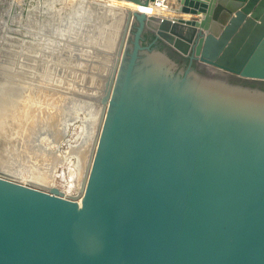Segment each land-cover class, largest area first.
<instances>
[{"label": "water", "instance_id": "95a60500", "mask_svg": "<svg viewBox=\"0 0 264 264\" xmlns=\"http://www.w3.org/2000/svg\"><path fill=\"white\" fill-rule=\"evenodd\" d=\"M174 6L127 11L78 192L0 176V264H264V0Z\"/></svg>", "mask_w": 264, "mask_h": 264}, {"label": "rangeland", "instance_id": "374dc122", "mask_svg": "<svg viewBox=\"0 0 264 264\" xmlns=\"http://www.w3.org/2000/svg\"><path fill=\"white\" fill-rule=\"evenodd\" d=\"M110 3L109 0H0V176L37 189H49L48 185L54 181L51 188L72 195L78 192L82 175L77 168L80 169L85 157L77 154L84 145L78 143L89 133L95 121V107L101 104L100 97L105 92H101L107 82V75L103 74L111 67L108 58L114 57L112 52L118 46V38L112 37V31L116 32L114 17L122 8L128 9L119 3L110 9ZM116 74L117 70L108 100ZM99 120L97 140L102 129ZM68 124L67 141L56 147L63 157L71 154L70 159L56 165L50 177L47 160H40L38 154L54 153L55 145L49 146L44 139L52 140L54 132L62 134ZM68 144L79 149L69 150ZM9 170L21 172L23 177L14 178Z\"/></svg>", "mask_w": 264, "mask_h": 264}, {"label": "bare ground", "instance_id": "6f19581e", "mask_svg": "<svg viewBox=\"0 0 264 264\" xmlns=\"http://www.w3.org/2000/svg\"><path fill=\"white\" fill-rule=\"evenodd\" d=\"M71 1H73V0H71ZM86 1V0H85ZM111 3L109 4L110 6H109V8L111 9V7L112 6H114V5H116L117 3H119V4H121V5H123V6H125V9L126 8H128V9H126V10H124L122 7H119V8H122V10H121V12L120 13H118V15H116L115 17H114V21H115V24H116V32H114V31H112V37L114 38L113 40H115V37L113 36V35H115L117 38H118V44H119V41H120V37H121V34H122V32H123V28H124V25H125V19L127 18V11L129 10V8L131 9V11L133 10H135V11H138V12H140V13H144L146 16H153V15H156L157 13L159 14V13H161V14H165L169 9H168V7H164V6H161V4H160V1L159 0H156V2H155V4H150V5H148V6H136V5H134V4H132V3H129V2H124V1H118V0H109ZM161 3H166V0H161ZM158 4H160V5H158ZM80 6V5H79ZM108 6V5H107ZM115 8V7H114ZM77 9V8H76ZM119 12V11H118ZM79 13V12H78ZM110 13V12H109ZM46 14V13H45ZM110 14H112V13H110ZM181 15V14H180ZM74 16V15H73ZM185 16V15H184ZM176 17V16H175ZM182 17H183V15H182ZM109 18V17H108ZM74 19H75V17H74ZM76 23V22H75ZM38 24V23H37ZM68 24V23H67ZM113 24V23H112ZM66 26V25H65ZM77 26V25H76ZM115 26V25H114ZM57 27V26H56ZM68 27V26H67ZM70 28V27H69ZM110 28V27H109ZM10 29V28H9ZM79 29V28H78ZM72 30V29H71ZM114 30V29H113ZM52 31V30H51ZM75 31V30H74ZM66 32V31H65ZM73 32V31H72ZM115 34H114V33ZM65 35V34H64ZM36 38V37H35ZM69 38V37H68ZM111 38V37H110ZM116 38V39H117ZM72 39V38H71ZM75 39V38H74ZM111 40V39H110ZM112 43V42H111ZM114 43V42H113ZM115 43H116V41H115ZM114 43V44H115ZM58 44V43H57ZM106 44V43H105ZM117 44V43H116ZM36 46V45H35ZM111 46H113V45H111L110 44V47ZM101 47V46H100ZM115 47V46H114ZM117 45H116V49L112 52L113 53V56L116 54L115 52H116V50H117ZM17 48V47H16ZM107 49V48H106ZM111 48H109V49H107L108 51L110 50ZM112 49H113V47H112ZM111 49V50H112ZM107 51V52H108ZM26 52V51H25ZM111 53V52H110ZM108 56V55H107ZM111 56V57H110ZM109 56V58H108V60L111 58V60H109L110 62H111V64H110V62H108V64H110V68L108 69L107 68V70L105 71V72H107V73H104L103 74V76H105V74L107 75V76H105L106 78V80H107V82H105V88H106V84L109 82V80L112 78V76H113V72H114V70H115V68H114V66L115 65H117V64H115V56L112 58V55H110ZM23 57V56H22ZM63 58V57H62ZM107 58V57H106ZM97 59V58H96ZM107 60V61H108ZM97 62V61H96ZM66 63V62H65ZM99 64V63H98ZM102 75V74H101ZM96 76V75H95ZM102 76V77H103ZM95 78V77H94ZM103 79H104V77H103ZM91 82V81H90ZM96 82V81H95ZM94 85H97V84H94ZM89 86V85H88ZM100 87V86H99ZM103 88H104V86H103ZM85 89V88H84ZM91 89V88H90ZM96 89V88H95ZM100 89V88H99ZM99 89H98V91H99ZM87 90V89H86ZM83 91V90H82ZM92 91V90H91ZM104 90H102L101 92H103ZM89 92V91H88ZM93 92V91H92ZM100 92V91H99ZM97 93L96 95H99L100 93ZM104 93V92H103ZM85 94V93H84ZM88 94V93H87ZM83 95V94H82ZM94 95V94H93ZM95 95V96H96ZM50 96V95H49ZM56 96V95H55ZM59 96V95H58ZM94 98H96V97H94ZM102 98H103V94H102V96L100 97V99L102 100ZM63 99V98H62ZM50 100V99H49ZM88 100V99H87ZM98 100V99H97ZM100 100V101H101ZM50 102V101H49ZM48 102V103H49ZM57 102V101H56ZM95 102V101H94ZM52 103V102H51ZM64 103V102H63ZM101 103V102H100ZM99 103V104H100ZM89 104V103H88ZM49 105H51V104H49ZM57 105V104H56ZM95 105V104H94ZM94 105H93V107H94ZM55 106V105H54ZM58 106V105H57ZM63 107V106H62ZM73 108V107H72ZM96 109H95V115H94V118L93 119H95V121H93V125L90 127V130H89V133L87 132V134H86V136L83 138V140H82V142L81 143H78V145H80V144H84L83 145V147L80 149V152H78V150L77 149H79V148H77V145H76V147H75V145H70L69 146V150L70 149H76L77 150V154L79 153V155H83L84 154V161H82V166L80 167V169H79V167L77 168L78 170H79V174H80V176L81 175H83V172L85 171V169H86V166H87V162H88V159H89V154L91 153V150H92V147H93V144H94V142H95V139H96V136H97V132H98V128H97V125H99V124H97L98 123V120H99V118H100V116H101V112H102V110H103V106H102V104H100V105H98V107H95ZM46 109V108H45ZM59 110V109H58ZM91 110V109H90ZM42 111V110H41ZM93 111H94V109H93ZM55 112V111H54ZM60 112V111H59ZM6 113V112H5ZM61 113V112H60ZM57 115H59V114H57ZM34 116H36V115H34ZM62 116V115H61ZM61 116H59V118L61 117ZM15 117V116H14ZM50 118V117H49ZM59 118H58V120H59ZM74 118V117H73ZM79 118V117H78ZM35 119H33V122H35L34 121ZM74 120V119H73ZM46 121H47V119H46ZM45 121V122H46ZM81 121V120H80ZM49 122V121H48ZM47 122V123H48ZM71 122H72V120H71ZM54 123V122H53ZM58 124V123H57ZM71 124V123H70ZM43 125V124H42ZM55 126V125H54ZM53 126V127H54ZM68 126H69V124L68 125H65V128H64V131H65V133H66V131H67V129H68ZM45 128V127H44ZM63 128V127H62ZM80 128V127H79ZM87 128V127H86ZM85 128V129H86ZM46 129H47V127H46ZM45 129V130H46ZM77 129V128H76ZM51 130V129H50ZM58 130V129H57ZM60 130V129H59ZM44 131V130H43ZM55 131V130H54ZM53 131V132H54ZM63 131V130H62ZM64 131L62 132V134L60 133V132H54V133H52V134H54V135H52V136H55V137H53V139L52 140H48V139H44V140H47L48 142H49V146H54L55 147V149H56V151L54 152V153H46V152H41V150H40V152L41 153H37L38 155H40L41 157L39 158L40 160H42V158L44 159V160H47L46 162H48V164L49 165H47V167L48 168H50L49 170H50V177H52V175L54 174V172H55V168H56V165H58V164H61L60 162L62 161V159H65V158H67V159H65V160H68V159H70V156H71V154H67V156L68 157H63V156H61V155H59L58 154V151L59 150H57V147L56 146H58V144L60 145V143H61V140H62V136H63V133H64ZM32 132V131H31ZM77 134V133H76ZM48 135V134H47ZM60 135V136H59ZM28 136V135H27ZM31 136V135H30ZM39 136V135H38ZM38 136H36L37 138H38ZM59 136V137H58ZM56 137H58V138H56ZM25 138V137H24ZM37 138H36V140H37ZM31 139V138H30ZM21 142V141H20ZM29 143H32V142H30L29 141ZM36 143V142H35ZM33 146V145H32ZM7 147V146H6ZM29 147V146H28ZM36 147V146H35ZM9 148V147H8ZM20 148V147H19ZM31 148V147H30ZM4 149V148H3ZM14 150V149H13ZM36 150H37V148H36ZM39 150V149H38ZM38 150H37V152H38ZM45 151V150H44ZM8 152H9V150H8ZM29 152V151H28ZM33 153H34V151H33ZM74 155L76 154V151L74 150ZM36 154V155H37ZM3 156V155H2ZM35 157V156H34ZM77 157H79L80 158V156H77ZM82 158V157H81ZM8 159V158H7ZM14 160V159H13ZM44 160H43V162H44ZM78 161H79V159H78ZM17 162V161H16ZM72 162V161H71ZM79 164V163H78ZM9 165V164H8ZM75 165H77V164H75ZM79 166V165H78ZM48 168H47V171H48ZM72 168V167H71ZM76 168V167H75ZM10 171V174L14 177V178H22L23 177V174H21V172H18V171H12V170H9ZM8 172V171H7ZM17 172V173H16ZM49 172V171H48ZM74 172V171H73ZM4 172H2V174H3ZM75 174V173H74ZM31 175V174H30ZM49 175V174H48ZM63 177H64V175H63ZM29 178H31V177H29ZM48 178V177H47ZM81 178V177H80ZM65 179V178H64ZM51 180H53L52 178H51ZM50 180V181H51ZM31 181V180H30ZM29 181V182H30ZM51 182H54V181H51ZM51 182H50V184L48 185V188H51ZM35 184V183H34ZM34 184H31V185H34ZM71 184V183H70ZM37 186V185H36ZM78 186V185H77ZM39 188H41V187H39ZM59 188V187H58ZM79 188V187H78ZM57 189V188H56ZM65 194H69L68 192H66V191H63ZM72 193V192H71ZM79 201H81V199L79 200ZM78 201V202H79Z\"/></svg>", "mask_w": 264, "mask_h": 264}, {"label": "flooded vegetation", "instance_id": "af4514ba", "mask_svg": "<svg viewBox=\"0 0 264 264\" xmlns=\"http://www.w3.org/2000/svg\"><path fill=\"white\" fill-rule=\"evenodd\" d=\"M140 43L143 47L150 46L151 49L156 48L160 51L166 52L168 57L174 59L178 63L179 67L181 68H186L188 66V61L186 59L182 57H178L177 55L173 54L169 50V48L165 47V45H163L162 43L155 42L149 33L145 32L143 34V36L141 37Z\"/></svg>", "mask_w": 264, "mask_h": 264}, {"label": "crops", "instance_id": "0c3cea01", "mask_svg": "<svg viewBox=\"0 0 264 264\" xmlns=\"http://www.w3.org/2000/svg\"><path fill=\"white\" fill-rule=\"evenodd\" d=\"M159 1H160L161 6L168 7V9H169L164 15H166V16H176V17H182V15H183L182 18H188L189 17V15H185V14H182V13H179V12L175 11V8H176L174 6L175 0H166V3H161V0H159ZM160 4H158V5H160Z\"/></svg>", "mask_w": 264, "mask_h": 264}, {"label": "built area", "instance_id": "2783aa9c", "mask_svg": "<svg viewBox=\"0 0 264 264\" xmlns=\"http://www.w3.org/2000/svg\"><path fill=\"white\" fill-rule=\"evenodd\" d=\"M155 2H156V0H155L154 2H152V3L155 4ZM152 3H151V4H152Z\"/></svg>", "mask_w": 264, "mask_h": 264}]
</instances>
